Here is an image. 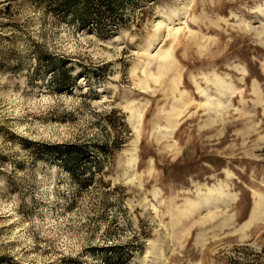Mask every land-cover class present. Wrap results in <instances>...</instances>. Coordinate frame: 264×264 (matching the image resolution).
<instances>
[{"label":"rangeland","instance_id":"obj_1","mask_svg":"<svg viewBox=\"0 0 264 264\" xmlns=\"http://www.w3.org/2000/svg\"><path fill=\"white\" fill-rule=\"evenodd\" d=\"M75 1L0 0V264H264V0Z\"/></svg>","mask_w":264,"mask_h":264},{"label":"trees","instance_id":"obj_2","mask_svg":"<svg viewBox=\"0 0 264 264\" xmlns=\"http://www.w3.org/2000/svg\"><path fill=\"white\" fill-rule=\"evenodd\" d=\"M64 4H72V5H75L76 4V1L75 0H63ZM90 6V5H89Z\"/></svg>","mask_w":264,"mask_h":264}]
</instances>
